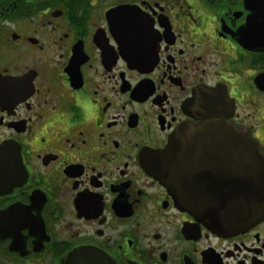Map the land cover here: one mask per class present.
<instances>
[{
	"label": "flooded vegetation",
	"instance_id": "flooded-vegetation-1",
	"mask_svg": "<svg viewBox=\"0 0 264 264\" xmlns=\"http://www.w3.org/2000/svg\"><path fill=\"white\" fill-rule=\"evenodd\" d=\"M252 142L264 162V0H0V264H264V214L179 208L233 201Z\"/></svg>",
	"mask_w": 264,
	"mask_h": 264
},
{
	"label": "water",
	"instance_id": "water-1",
	"mask_svg": "<svg viewBox=\"0 0 264 264\" xmlns=\"http://www.w3.org/2000/svg\"><path fill=\"white\" fill-rule=\"evenodd\" d=\"M119 6L117 9H114L110 12L108 23L110 28L115 32L118 39V44H120L121 50L129 54L130 61L132 65L139 66L142 58L149 56L155 47L153 40L143 37L144 32L138 29L141 28L139 20L131 17L128 18H115L122 13H127L132 11L130 7ZM143 30V29H142ZM130 35V38L127 37ZM155 41V40H154ZM219 131H234L240 130L241 127L237 125L229 124L225 125L219 124ZM242 131L240 133L236 132L235 136L231 138L237 139V145H245L246 142L240 141L243 137ZM227 139V138H222ZM229 139V138H228ZM250 138H248V145H251ZM254 145V155L255 161L254 165H250V169L255 168L256 179L251 183H243L235 186L236 192L233 197V201L226 200V207L224 204H187L183 203L179 208L194 212L195 216H198L199 219L208 224V227L212 230L223 232V231H232L237 228V226H243V223L246 221H255L256 218L264 214V162H262L257 155V145L252 142ZM168 149L165 150L167 153ZM164 152V151H163ZM161 154L158 159H165V152ZM245 151H238L241 153ZM248 152L251 153V148H248ZM167 161V159H166ZM154 168V167H153ZM159 168H154L157 171ZM162 172L159 174L168 181V170L167 166L163 167ZM262 170L263 172L258 173ZM225 189H228L225 187ZM236 203V204H235ZM259 208L262 212L259 213ZM87 257L97 258L96 254L91 251L86 252Z\"/></svg>",
	"mask_w": 264,
	"mask_h": 264
},
{
	"label": "clouds",
	"instance_id": "clouds-1",
	"mask_svg": "<svg viewBox=\"0 0 264 264\" xmlns=\"http://www.w3.org/2000/svg\"><path fill=\"white\" fill-rule=\"evenodd\" d=\"M84 108H85V116H86V118H91L92 117V115H93V113L89 110V106L85 103L84 105Z\"/></svg>",
	"mask_w": 264,
	"mask_h": 264
}]
</instances>
